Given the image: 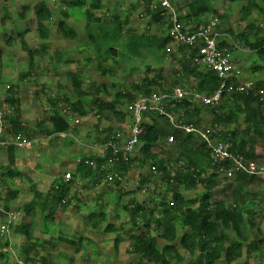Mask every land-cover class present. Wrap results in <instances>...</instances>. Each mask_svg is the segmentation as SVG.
<instances>
[{"label": "trees", "instance_id": "1", "mask_svg": "<svg viewBox=\"0 0 264 264\" xmlns=\"http://www.w3.org/2000/svg\"><path fill=\"white\" fill-rule=\"evenodd\" d=\"M228 1L240 3L239 18L241 21L249 20L255 11L261 12V22L257 24L250 22L237 33L229 28L222 30L230 37H236L238 41H242L259 61L264 62V0ZM105 2L106 0H89V2L87 0H69L67 5L69 7H85L86 25L91 30H95V34L88 35L89 40L99 50L103 48L105 54L110 56L109 51H113L112 54L115 55L116 48L110 46L109 43L112 40L120 39L121 26L125 20L114 15L110 18L114 22L113 30H104L100 23L102 20L95 12L100 10ZM138 2L142 7V14L148 16L151 23L158 24L171 19V11L163 9L157 4L153 5L151 0H139ZM63 3L66 4L65 1ZM137 3L133 8L139 6ZM186 6L187 12L184 15L179 13L181 10L179 7L174 11L183 25L185 23L191 25L187 28L188 30H192L198 23L206 21L207 19H203L204 15L208 14L222 19L225 17L215 9L212 0H190L186 1ZM23 10H28V7L24 6ZM32 12L39 37L43 40L48 39L50 21L53 18L51 7L44 2H39L33 7ZM62 14L65 17L70 16L65 11ZM55 24L58 33L65 39L76 37L75 29L69 26L65 19L60 17ZM168 25L170 26V20ZM98 27L100 28L98 29ZM27 32V29L23 30L18 32L17 36L21 48L27 53L28 67H32L34 57L40 55V52H45L46 46L43 44L39 51L29 47L25 39ZM10 38L9 36L8 39L10 40ZM228 39V37H224L219 40L220 47L233 48V45L227 42ZM154 41L155 47L163 52H166V44L171 43L169 36L155 38ZM103 44L105 46L102 47ZM178 48L179 68L176 72L177 79L173 84L166 87L161 73L162 68H153L155 72L151 77H145L141 83L132 84L130 90L118 91L113 101L110 102L101 101L91 92L83 90L81 75L71 73V85L77 97L75 101L71 102L70 110L79 116L87 115L88 110L85 107L87 99L85 97L90 95L93 109L98 113V121L101 120L100 114L111 113L119 131L124 133L127 128L129 129V118L126 111L118 108V105L123 104V101L129 102L137 96H147L152 92L169 91L176 86H186L188 89H193L204 95L213 93L219 85L217 74L209 68L193 63L192 56L195 51L184 46ZM54 58V60H59L60 54L55 53ZM1 59L2 51L0 50V69ZM145 70L149 71L151 67L147 65ZM26 74L30 73L26 72ZM9 89L10 85L7 91ZM260 89L264 90V79L255 81L253 89L248 92L224 93L217 106L205 105L188 94L183 99L174 101L173 106H170V103L167 104L166 110L173 112L177 120L186 123L192 122L199 126L219 125L222 128L220 136L230 142L231 152L241 155L245 162L264 163V161H259L262 152L258 150L259 146L264 143V94L258 93ZM65 100L68 99L65 98ZM4 101L12 106L13 114L4 117L5 127L0 133V141L7 137L11 138L18 132H23L22 123L15 112L18 109L16 98L9 94ZM56 104L57 98L54 97L53 108L46 121L48 124L46 132L49 135L66 132L70 128L67 117L54 109ZM207 112L210 115L209 119H206L205 116ZM237 122L242 123L238 129L234 127V124L238 125ZM170 135L175 140L169 151V155L172 153L176 155L173 159L171 156L167 158L161 156ZM103 140L104 142L115 140V136L107 133ZM138 144L141 145H139V155L133 154L132 156L123 151L112 155L108 148L103 156L88 155L83 157L70 171L71 178L68 181H64V174H62L61 180L57 177L52 180L49 196L44 197L45 199H41L43 194L40 191L33 192L31 202L24 205V216L22 215L24 220L19 223L17 221L12 228L15 234L25 239L26 243L22 249L25 253L24 261L26 263L32 260L30 255L32 246L46 247L50 240L56 237L65 244L73 246L75 252L81 249L85 240L84 236L80 235L78 238L72 239L55 235L60 226L53 222L54 214L62 204L64 206L69 204L68 201H65V197L72 193L75 177L87 178V181L96 186L100 184L106 171L101 169L102 163L115 157L111 167L121 176L134 163L142 167L147 165V170L142 172L137 182V189L147 191L150 186H153L154 193L152 192V197L148 201L142 199V201H130L121 205L122 211L130 221V227L126 231L130 233V238L133 240L130 250L139 257L141 264H175L183 260L180 251L191 255L194 258V264H236L240 260H242V264H251L253 260L264 264V231L255 221L257 215L264 218V174L251 175L237 171L231 179H227L224 173L219 171V168L223 167L224 170H228L230 168L228 162L215 161L210 156L208 146L200 137L175 129L166 116L152 111L144 114L142 133L139 136ZM6 147L10 162L13 163V145L8 144ZM172 149L174 152L171 153ZM10 165L4 168L5 174L8 177L19 176V171ZM152 165L156 167L155 173L150 169ZM219 178L231 182L227 185L228 194L224 195L226 198L216 199L214 188L217 187ZM120 182L115 180L110 191L104 190V195H107L108 199L112 196L116 197L117 204H119L120 196L126 194L120 186ZM31 189L34 187L32 186ZM190 189H196L195 192L198 190V193L186 195L185 191ZM102 190L100 194L103 193ZM18 194V189L8 191L10 199L16 198ZM71 196H75L77 199L79 197L76 192ZM36 205L42 211L40 222L35 219ZM103 206H106L105 202ZM4 207L7 210H15L14 207L7 204H4ZM100 208L98 211L92 210L86 215H82L83 222L90 226L102 222L105 219V213ZM246 222L254 230L251 237L247 235ZM40 224L42 226L38 231L43 236L35 237L36 228ZM120 228L122 226L118 225L117 227L113 223H107L103 229L106 232H117L114 237V243L117 244L122 240L118 233ZM153 231L156 233L153 234ZM159 240L163 241L162 245H159ZM243 257L244 259H242Z\"/></svg>", "mask_w": 264, "mask_h": 264}, {"label": "rangeland", "instance_id": "2", "mask_svg": "<svg viewBox=\"0 0 264 264\" xmlns=\"http://www.w3.org/2000/svg\"><path fill=\"white\" fill-rule=\"evenodd\" d=\"M68 1L0 0L1 89L10 85V89L3 93L4 100L9 94L16 98L18 109L15 112H17L19 121L22 123L23 134L34 140L32 147L12 148L13 163L10 162L7 145H0V204L14 207L23 216L24 205L31 202L34 191H40L44 195L41 199H45L44 197L49 196L52 180L55 177L61 180L62 174L71 171L70 168L74 166V163L66 160H63L64 165H58L59 168H48L57 163L63 157V153L66 155L102 156L107 151L103 140L107 133L115 136L119 141H125L128 136L129 129L127 128L124 133H121L115 124L113 114L107 112L100 114L101 120L98 121V113L93 109L90 95L85 97L87 99L85 105L88 110L87 115L79 116L72 113L69 107L77 96L72 89L71 73L80 74L82 89L91 92L104 102L113 101L118 91L130 90L132 84L141 83L145 77H151L155 72L153 68H162L161 73L166 87L173 84L177 79L179 48L171 42L165 46V48L170 46L171 51L163 52L154 45L155 38L168 36L170 18L168 21L158 24L151 23L149 17L142 14L139 0H106L102 8L95 12L102 20L100 21L102 28L107 31L113 30L114 22L110 18L114 15L123 21L125 20L121 26L120 39L112 40L109 43L110 46L116 48V53L114 55L112 54L113 51H109L110 56H107L103 48L99 50L88 38V35L95 34V30H91L86 25L85 7H69ZM39 2L46 3L51 7L53 13L48 41L39 37L33 18L32 9ZM184 2L186 0H179V3L172 0L174 10L176 11L177 7L181 8ZM136 3L139 6L133 8ZM212 4L221 15H225L223 19L217 17L219 30L222 33L224 31L222 29L227 28L237 33L250 22L255 24L261 22L260 11H255L249 20L241 21L239 18L240 3H232L228 0H212ZM24 6H27L28 10H23ZM22 11L23 14H21ZM63 11L70 16L65 17L62 14ZM60 17L75 29L77 35L74 39H65L58 33L55 23ZM209 17L212 16L207 14L203 16V19L206 20ZM26 29L28 32L25 34V39L29 47L39 51L43 44L46 46L45 52H40V55L34 57L32 67H28L27 53L21 48L17 36L18 32ZM9 36L11 37L10 40L8 39ZM227 42L235 47L229 49V52L232 60L241 69L238 79L251 83L264 79V62L259 61L254 53L249 51L243 42L238 41L236 37L229 38ZM235 44L237 46H234ZM103 46L105 45L103 44ZM55 53L60 54L59 60H54ZM147 65L151 67V70H145ZM26 72L30 74L27 75ZM54 97L57 98L54 109L67 117L70 128L64 135L62 133L49 136L46 132L48 127L46 121L50 111H52ZM126 103L123 101V104H119L118 108L125 111ZM4 104L3 110L6 115L13 114V111L11 113L8 111L11 105L6 101ZM74 116L79 119L78 123L71 120ZM205 116L206 119L210 117L208 112ZM241 125L242 123L239 122L238 125L234 124V127L238 129ZM45 138L48 139L42 142ZM2 140L10 141L11 139L7 137ZM174 141H168V144L163 147L164 151L161 154L163 158L171 156L173 159L176 157L172 153L174 152L173 149L172 154L169 155ZM139 145L132 152V156L133 154L139 155V147L141 146ZM63 146H65V151L62 149ZM259 147L258 150L262 152L259 161L262 162L264 161V143ZM8 165L19 171V176L8 177L4 172V168ZM146 170L147 165L142 167L134 163L122 175L120 186L126 194L120 196L119 204L116 203V197L112 196L108 199V196L104 195V190L110 191L114 183L106 180L108 172H117L113 167H108L100 184L96 186L87 181V178L75 177L72 193L76 192L79 197L77 196V199L75 196H71L72 193L67 194L65 201H68L69 204L60 206V209L54 214L53 222L60 226L59 230L55 232L56 236L72 239H76L80 235L84 236L85 240L81 249L75 252L73 246L65 244L56 237L50 240L46 247L32 246L30 253L32 260L26 263L24 261L25 253L22 249L26 242L22 236L13 232V224L7 234L0 235V264H141L139 257L130 250L133 240L130 238V233L126 232L127 228L130 227V221L125 212L122 211L121 205L130 201H142V199L148 201L152 197L153 186H150L147 191L137 189L140 175ZM230 182V180L219 178L218 185L214 188L216 199L226 198L224 195L228 194L227 185ZM32 186L34 189H31ZM10 189L19 190L16 198L10 199L8 197ZM101 190L103 193L100 194ZM195 190H186L185 194L189 196L198 193V190L196 192ZM104 202L106 206H103ZM98 208L104 211L105 219L96 225L85 224L82 215H86L92 210L98 211ZM35 212V219L40 222L42 211L37 205ZM22 220H24L23 217L17 223ZM255 221L264 231V218L257 215ZM107 223H113L117 227L118 225L122 226L118 232L122 240L118 241L117 244L114 243L117 232H106L103 229ZM41 226L40 224L36 228L35 237L43 236L38 231ZM246 232L249 237L254 232L248 222H246ZM152 233L155 234L156 231ZM162 244L163 241L159 240V245ZM180 254L183 260L177 263L172 260L173 263L194 264V258L191 255L184 251H180ZM236 264H242V260ZM251 264L263 263L253 260Z\"/></svg>", "mask_w": 264, "mask_h": 264}, {"label": "built area", "instance_id": "3", "mask_svg": "<svg viewBox=\"0 0 264 264\" xmlns=\"http://www.w3.org/2000/svg\"><path fill=\"white\" fill-rule=\"evenodd\" d=\"M151 2L153 5L157 4L161 8L171 11L168 36L172 44L175 47L184 46L191 51H195L192 56L193 63L213 70L219 78V85L213 93L208 95L200 94L193 89H188L186 86H176L169 91L152 92L147 96H137L135 99L127 102L125 106V111L129 118V133L127 138L125 141H119L116 137L115 140H107L104 143L106 149L109 148L112 155H116L120 151L132 154L139 143V136L142 133L144 114L152 111L166 116L175 129L200 137L208 146L210 156L215 161L220 163L228 162L230 164L228 170H224L223 167L219 168V171L223 172L227 179H231L237 171H243L251 175L264 174V163H257L255 161L245 162L241 155L230 151V142L221 138L220 133L222 128L219 125L199 126L192 122L186 123L182 120H177L173 112L166 110L167 104L170 103L169 105L173 106L174 101H179L188 94H191L196 101L205 105L217 106L221 102L224 93L248 92L253 89V83L238 79L241 69L229 56V49L227 47H220L218 43L224 37L230 39L231 37L226 32H220L219 22L216 17H209L206 21L198 23L194 29L188 30L178 20L172 6V0H151ZM234 46L237 45L235 44ZM166 51H171V47H166ZM8 88L9 85H6L5 88L1 89L0 84V133L5 127L4 117L6 115L3 110L5 106L3 93ZM258 93L264 94V90L260 89ZM8 111L10 113L13 111L12 106L9 107ZM180 114H182V111H180ZM71 120L74 123L79 122L77 116H74ZM10 139V141L1 140L0 145L10 144L17 148H29L32 147L34 141L23 134V132L16 133ZM168 141H173L172 135L168 137ZM114 161L115 157L103 162L101 169L107 170L108 167L113 165ZM150 169L154 173L156 172L155 166L152 165ZM70 178L71 173L67 171L63 179L64 181H68ZM122 178L118 172H108L106 175V180L109 182H114L115 180L121 181ZM21 217L22 215L18 211L7 210L4 205L0 204V235L7 234L10 226L15 224Z\"/></svg>", "mask_w": 264, "mask_h": 264}, {"label": "crops", "instance_id": "4", "mask_svg": "<svg viewBox=\"0 0 264 264\" xmlns=\"http://www.w3.org/2000/svg\"><path fill=\"white\" fill-rule=\"evenodd\" d=\"M176 2L178 1V3H179V0H175ZM185 1V0H184ZM186 1H189V0H186ZM184 5H181V10H179V13L181 14V15H184V14H186V12H187V6H186V2H184L183 3ZM178 8V7H177ZM184 25H186V27L187 28H189L191 25L190 24H184ZM47 40V39H46ZM49 40V39H48ZM47 40V41H48ZM229 56L231 57V55H230V52H229ZM232 58V57H231ZM241 80H243V79H241ZM63 133H65V132H63ZM66 133H67V131H66ZM56 134V133H55ZM57 134H62V132H60V133H57ZM52 135H54V134H52ZM52 135H49V136H52ZM49 136H47V137H49ZM48 138H45V139H43L42 140V142L43 141H45V140H47ZM14 147V146H13ZM64 147L65 146H63L62 147V149L65 151V149H64ZM64 155H63V157L60 159V160H58V162L57 163H55V164H52V167H48V168H52V169H54L55 167H57V168H59V164H61V165H64L63 164V160H66V161H72V163H74V166L72 167V168H70L71 170L72 169H74L75 168V166H76V164H77V162L80 160V159H82L83 157H85V156H88V155H66L65 153H63ZM69 167V166H68ZM41 233V232H40Z\"/></svg>", "mask_w": 264, "mask_h": 264}]
</instances>
